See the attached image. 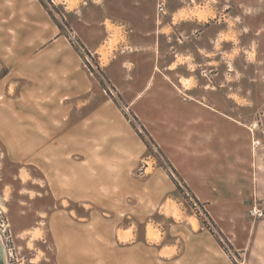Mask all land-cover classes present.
<instances>
[{
    "label": "rangeland",
    "instance_id": "obj_1",
    "mask_svg": "<svg viewBox=\"0 0 264 264\" xmlns=\"http://www.w3.org/2000/svg\"><path fill=\"white\" fill-rule=\"evenodd\" d=\"M20 1V21L6 28L19 33L14 42L30 56L18 67L20 78L0 69V238L7 264H58L49 223L55 213L71 223L107 224L84 230L91 249L109 257L106 264L138 249L148 264H264V215L251 214L255 204L264 209V199L198 200L149 123L155 114L177 113L178 98L191 96L240 121L264 153V0ZM154 72L157 80L147 83ZM157 94L164 104L152 103ZM140 95L150 102H130ZM93 116L103 132L111 119L117 134L85 135L83 144L114 146L106 156L98 147L95 159L125 182L102 192L95 207L123 216L92 217L93 206L61 200L50 189L67 178L55 161L94 159L96 147L69 157L65 151L78 147L77 128Z\"/></svg>",
    "mask_w": 264,
    "mask_h": 264
},
{
    "label": "crops",
    "instance_id": "obj_2",
    "mask_svg": "<svg viewBox=\"0 0 264 264\" xmlns=\"http://www.w3.org/2000/svg\"><path fill=\"white\" fill-rule=\"evenodd\" d=\"M20 6V0H0V69H8L11 79L21 77L16 74L21 70L18 67L23 58L27 59L30 56V54L23 55L14 42L19 39V33L8 29L20 21ZM6 24L10 26L6 28ZM27 68L28 71L32 70L31 65ZM169 70L174 71L175 68H169ZM156 75L155 72L149 74L147 83L151 80V84H154L153 81L157 80ZM28 78L32 79V76L28 75ZM28 83V88L31 90L32 83L30 81ZM12 97L7 96L10 99H13ZM3 98L4 96L1 95L0 99ZM68 98L69 96H64V99ZM189 98H178L177 113L170 112L166 117L155 114L156 117L150 118L149 123L150 127L155 129L152 134L158 145L172 150V163L192 194L201 201L263 200L264 153H259L258 148L253 147L249 129L242 126L237 119L211 108L199 99L191 96ZM162 99L163 97L157 94L152 103L160 104ZM45 102L52 103L53 100L48 99ZM130 102H140L144 105L150 101L147 97L140 95V97L132 98ZM162 103H165L164 99ZM96 119L98 117L93 116L90 121L77 128L78 136L82 132L76 141L78 147H65L68 157L70 152L75 150L86 151L96 147L92 150L94 159L65 162L60 158L55 161L54 166L63 169L61 174H67V178L63 179V182L55 180L52 185L50 184V189L54 195L55 190L59 191L60 195L55 197L61 200L82 201L84 205L93 206L87 208L92 217L104 214L123 216L128 213H119L116 209L102 211L95 207L99 205L102 192H116L119 190L117 185H121L122 182L125 184L122 178H111L112 172L106 171L101 161L95 159L101 152L98 147H104L102 153L106 156L109 155V147L114 146L107 143H103L102 146H95L88 142L86 145L83 144L82 137L85 135H92L95 138L102 135L116 136L117 125L111 119L106 120V132L98 129ZM142 119H145L144 116ZM242 137H245L244 145L241 144ZM63 150L61 147L62 154ZM104 164L109 166L112 162L107 160ZM64 168L67 170L65 171ZM85 201L89 202L85 204ZM83 211L85 212V209ZM49 223L58 264H106L104 262H108L109 257L101 255L100 251L95 253L91 249L90 241L86 238L84 231L89 229L101 231L108 226L107 224L94 220L89 224L76 221L71 223L56 213L52 215ZM115 227L117 231L118 224ZM137 252L139 254L136 255L131 250H125L122 254L117 253L112 257V263L148 264V257L146 254L143 255L142 249L140 252L138 249Z\"/></svg>",
    "mask_w": 264,
    "mask_h": 264
},
{
    "label": "built area",
    "instance_id": "obj_3",
    "mask_svg": "<svg viewBox=\"0 0 264 264\" xmlns=\"http://www.w3.org/2000/svg\"><path fill=\"white\" fill-rule=\"evenodd\" d=\"M159 12L160 13H164L165 12V9L163 7V4H160L159 5ZM251 214L254 215V216H258V217H261L264 215V209L259 207L257 204H255L251 210ZM2 239V238H1ZM4 243V241H2ZM5 245V248H6V257L8 259V254H9V250L7 252V247H6V243H4ZM12 254V253H11Z\"/></svg>",
    "mask_w": 264,
    "mask_h": 264
},
{
    "label": "water",
    "instance_id": "obj_4",
    "mask_svg": "<svg viewBox=\"0 0 264 264\" xmlns=\"http://www.w3.org/2000/svg\"><path fill=\"white\" fill-rule=\"evenodd\" d=\"M0 264H7L6 248L0 238Z\"/></svg>",
    "mask_w": 264,
    "mask_h": 264
},
{
    "label": "bare ground",
    "instance_id": "obj_5",
    "mask_svg": "<svg viewBox=\"0 0 264 264\" xmlns=\"http://www.w3.org/2000/svg\"><path fill=\"white\" fill-rule=\"evenodd\" d=\"M254 143H255V145H257V144L259 145L260 144L258 141L254 142Z\"/></svg>",
    "mask_w": 264,
    "mask_h": 264
}]
</instances>
